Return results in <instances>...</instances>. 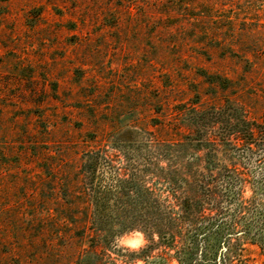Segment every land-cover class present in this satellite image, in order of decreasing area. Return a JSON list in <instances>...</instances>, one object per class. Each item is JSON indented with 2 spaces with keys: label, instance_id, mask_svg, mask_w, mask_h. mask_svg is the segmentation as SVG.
Returning <instances> with one entry per match:
<instances>
[{
  "label": "rangeland",
  "instance_id": "obj_1",
  "mask_svg": "<svg viewBox=\"0 0 264 264\" xmlns=\"http://www.w3.org/2000/svg\"><path fill=\"white\" fill-rule=\"evenodd\" d=\"M195 96L261 119L264 0H0V264H73L57 212L89 137Z\"/></svg>",
  "mask_w": 264,
  "mask_h": 264
},
{
  "label": "trees",
  "instance_id": "obj_2",
  "mask_svg": "<svg viewBox=\"0 0 264 264\" xmlns=\"http://www.w3.org/2000/svg\"><path fill=\"white\" fill-rule=\"evenodd\" d=\"M150 124L89 137L63 184L73 264H264V113L195 96ZM134 232L145 245L120 247Z\"/></svg>",
  "mask_w": 264,
  "mask_h": 264
}]
</instances>
